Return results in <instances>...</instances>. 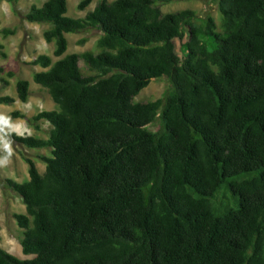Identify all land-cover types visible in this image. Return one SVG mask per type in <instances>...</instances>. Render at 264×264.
<instances>
[{
	"label": "trees",
	"instance_id": "1",
	"mask_svg": "<svg viewBox=\"0 0 264 264\" xmlns=\"http://www.w3.org/2000/svg\"><path fill=\"white\" fill-rule=\"evenodd\" d=\"M179 1L190 0H96L70 18L66 0H44L22 15L49 25L41 37L56 60L29 64L55 109L27 120L35 131L45 122V138L7 135L48 154L36 157L41 173L22 157L27 179H4L32 257L0 248V264H264V0H212L217 23L161 12ZM87 30L98 32L95 51L64 54V35ZM162 77L161 99L133 100ZM14 90L24 103L27 81Z\"/></svg>",
	"mask_w": 264,
	"mask_h": 264
},
{
	"label": "rangeland",
	"instance_id": "2",
	"mask_svg": "<svg viewBox=\"0 0 264 264\" xmlns=\"http://www.w3.org/2000/svg\"><path fill=\"white\" fill-rule=\"evenodd\" d=\"M79 0H66L65 15L70 18L82 17L85 11H90L96 0H91L90 4L83 10H76ZM108 2L113 0H106ZM44 0H17L8 3L0 0V28L15 30L13 35L2 37L0 35V79H4L7 85L0 83V96H9L14 99L10 105H0V248L19 260L29 259L32 256L23 255L18 245L21 237L19 230L11 215L14 213H24V207L15 194L10 192L4 185V179L8 178L15 182H22L27 179L26 165L22 157L30 158L39 173L43 171V164L37 160L39 155H47L48 150H30L18 144L12 143L7 135L13 133L17 136H33L35 138H45L49 126L39 121L35 124L38 131L33 130L27 123L34 114L39 111H50L55 109L46 91L35 85L31 80V75L41 69L29 63L39 54L48 56L51 61L56 60L52 56V43H45L41 33L48 24H31L22 20V15L27 12L28 7L33 5L40 7ZM183 9H191L198 18L210 16L217 23V13L215 3L212 0H190L171 2L160 7L162 13L175 12ZM67 42L64 54L81 53L84 51H95L94 41L98 37L96 30H87L77 34H65ZM80 39L83 44H78ZM178 47V43L175 42ZM82 64L78 66L81 67ZM12 72V77H7L6 72ZM17 80H25L28 83V95L24 103L16 99L14 84ZM168 81L165 77L161 79H151L148 84L134 97L135 102H146L161 99L168 91ZM18 111L24 119L13 118L12 112ZM159 120L155 117L154 121ZM156 122L148 125L146 131H155Z\"/></svg>",
	"mask_w": 264,
	"mask_h": 264
}]
</instances>
